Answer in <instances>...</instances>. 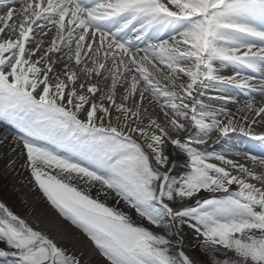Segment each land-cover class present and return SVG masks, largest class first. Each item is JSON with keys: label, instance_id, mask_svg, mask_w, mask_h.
<instances>
[{"label": "snow or ice", "instance_id": "6c2138e0", "mask_svg": "<svg viewBox=\"0 0 264 264\" xmlns=\"http://www.w3.org/2000/svg\"><path fill=\"white\" fill-rule=\"evenodd\" d=\"M52 30L45 47L37 36ZM257 96L264 0H0L10 151L105 264H199L185 229L207 264H264ZM169 144L184 154V175L172 174ZM0 264L86 262L0 200Z\"/></svg>", "mask_w": 264, "mask_h": 264}, {"label": "rangeland", "instance_id": "374dc122", "mask_svg": "<svg viewBox=\"0 0 264 264\" xmlns=\"http://www.w3.org/2000/svg\"><path fill=\"white\" fill-rule=\"evenodd\" d=\"M14 135L15 131L12 126L0 122V140L4 141L3 144H0V200L5 201L14 211L24 217L26 213L32 210V204L35 202L40 207H48L49 205L32 182L30 171L22 167L24 163L23 156L20 155L19 151H10L12 147L11 138ZM9 157L16 161L15 166L8 167ZM180 170L185 171L187 168L181 165L173 175L178 177V171ZM93 192L95 193V189ZM109 203L113 204L114 202L110 199ZM121 207H124L123 204H121ZM125 210H127L126 207ZM131 214L135 219H139L134 211ZM71 227L74 226L71 225ZM181 237L186 249L198 258L199 264H207V257L202 254V250L197 246L198 241L194 238L191 230L185 229L181 233ZM93 259L96 260V264H103L102 260L104 258L98 252Z\"/></svg>", "mask_w": 264, "mask_h": 264}, {"label": "bare ground", "instance_id": "6f19581e", "mask_svg": "<svg viewBox=\"0 0 264 264\" xmlns=\"http://www.w3.org/2000/svg\"><path fill=\"white\" fill-rule=\"evenodd\" d=\"M22 2V0H21ZM17 8L20 7V3H17L16 5ZM55 30H52L49 32L48 36L45 37H39L37 36V40L39 39H44L45 40V47L47 46L48 42L51 40V38L54 36ZM62 67V66H61ZM57 71H60L58 68ZM232 73V70L225 69L223 71V74L225 75H230ZM105 81L100 80L99 84L103 87L105 85ZM253 83H256L253 81ZM122 91V89H118V92ZM237 99L240 101V104H229L228 107L235 111L238 107H240L245 100L244 96H238ZM262 101H264V97L257 96L256 97V103L259 104ZM146 107H150L145 102ZM155 112L158 114L159 109L155 108ZM11 126V125H10ZM239 136L240 134H236ZM213 139H215V136H213ZM247 143L248 138L247 137H241ZM167 150L170 153V160L173 165L172 169V174L179 168L181 165L185 166L187 168V161L184 157V154L180 152L178 149L173 148L172 145L167 146ZM219 151V148L216 149ZM233 158V157H230ZM187 170L183 171L180 170L178 171V176L184 175ZM35 202V201H34ZM25 218L29 219L31 222L33 219L38 220L41 223V226L50 232H52L56 238L66 247L70 249H76L78 251H81L84 253L85 256V262L86 264H96V260L93 259V257L96 255L97 251L94 248V246L91 245V242L87 240V238L84 236V234L77 228L71 227L69 223L66 221L62 220L57 214L50 208L48 207H40L37 202L32 204V210L29 213H26L24 215ZM186 251L194 257L196 260L198 258L192 254L189 250L186 249ZM103 264H105L104 259L102 260Z\"/></svg>", "mask_w": 264, "mask_h": 264}]
</instances>
